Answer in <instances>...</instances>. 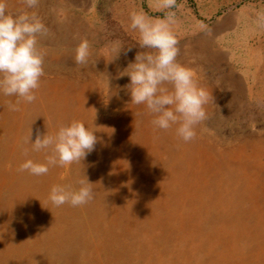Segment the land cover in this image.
<instances>
[{"label":"rangeland","instance_id":"rangeland-1","mask_svg":"<svg viewBox=\"0 0 264 264\" xmlns=\"http://www.w3.org/2000/svg\"><path fill=\"white\" fill-rule=\"evenodd\" d=\"M156 5L39 0L28 10L46 26L37 35L44 76L36 99L19 111L7 107L15 97L0 95V264H264V195L243 190L247 175L259 192L264 170L229 158L235 145L264 140V28L249 31L264 0H176L171 9L176 61L210 91L207 118L189 141L176 125L154 128L153 114L130 102L129 77L118 75L137 51H154L140 49L128 25L133 10L162 15ZM5 9L16 14L25 6L5 0ZM83 38L87 67L73 61ZM117 41L124 47L114 58ZM94 113L98 139L81 162L42 176L18 171L26 158L44 160L46 153L31 150L37 133L90 123ZM84 174L93 199L76 207L48 201L50 186L77 187Z\"/></svg>","mask_w":264,"mask_h":264},{"label":"clouds","instance_id":"clouds-1","mask_svg":"<svg viewBox=\"0 0 264 264\" xmlns=\"http://www.w3.org/2000/svg\"><path fill=\"white\" fill-rule=\"evenodd\" d=\"M25 10L12 14L5 9V0H0V95L15 97L7 107L19 111L21 102L31 103L36 99V91L44 76V53L37 50V35L46 32V26L36 15L39 0H23ZM176 0H157L155 11L162 15L151 17L140 10L130 11L129 28L136 30L140 49L118 75H127L125 85L134 105H144L153 114L151 123L157 129H169L176 125V135L189 141L196 135L195 126L207 118L204 105L209 92L199 86L195 71L176 61L177 40L172 31L175 24ZM264 28V11L255 13L249 31ZM124 47L113 42L111 50L117 57ZM130 48V46H129ZM90 45L86 38L81 39L75 48L73 61L76 65H89ZM111 61V60H110ZM95 66V65H93ZM171 85L169 90L166 85ZM86 123L73 120L60 125L54 134L37 133L31 142V150L44 152V160L24 159L18 171H27L33 176L47 174L52 166H70L81 162L95 146L97 136L93 121ZM77 187L53 184L48 192V201L54 206L69 204L81 206L93 199L92 182L87 176L76 180Z\"/></svg>","mask_w":264,"mask_h":264},{"label":"bare ground","instance_id":"bare-ground-1","mask_svg":"<svg viewBox=\"0 0 264 264\" xmlns=\"http://www.w3.org/2000/svg\"><path fill=\"white\" fill-rule=\"evenodd\" d=\"M210 92V91H209ZM199 153L202 155V158L209 164L214 163L213 157L206 150H200ZM229 158L232 160H253L254 164L258 166L260 169L264 170V140L251 143L247 148L245 144H237L235 147L230 150ZM211 165H208V167ZM255 178L253 179L251 176L244 177V193L251 198L255 196V194H263L264 195V185L261 184L259 187V192H257L254 188ZM248 197V198H250ZM261 227V226H260ZM263 228V227H262ZM260 228V230L262 229ZM223 226H218L217 231L219 233L224 232ZM234 230V227H233ZM264 230V229H263ZM237 252V248H232L231 253L235 255ZM236 256V255H235ZM262 263V262H261Z\"/></svg>","mask_w":264,"mask_h":264}]
</instances>
